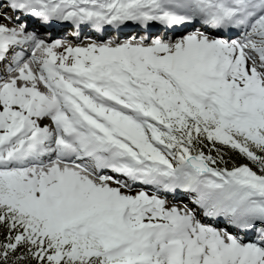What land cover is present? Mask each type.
Instances as JSON below:
<instances>
[{
  "label": "snow or ice",
  "instance_id": "1",
  "mask_svg": "<svg viewBox=\"0 0 264 264\" xmlns=\"http://www.w3.org/2000/svg\"><path fill=\"white\" fill-rule=\"evenodd\" d=\"M0 264H264V0H0Z\"/></svg>",
  "mask_w": 264,
  "mask_h": 264
}]
</instances>
